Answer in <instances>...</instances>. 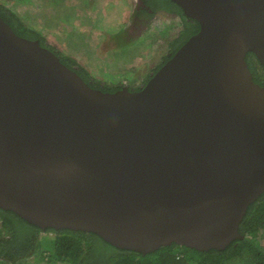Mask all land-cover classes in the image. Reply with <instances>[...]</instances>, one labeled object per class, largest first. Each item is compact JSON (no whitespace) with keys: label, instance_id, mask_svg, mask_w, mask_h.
Masks as SVG:
<instances>
[{"label":"water","instance_id":"95a60500","mask_svg":"<svg viewBox=\"0 0 264 264\" xmlns=\"http://www.w3.org/2000/svg\"><path fill=\"white\" fill-rule=\"evenodd\" d=\"M144 2V0H141ZM200 29L137 90L93 87L0 15V206L123 248L243 237L264 192V0H174Z\"/></svg>","mask_w":264,"mask_h":264},{"label":"trees","instance_id":"16d2710c","mask_svg":"<svg viewBox=\"0 0 264 264\" xmlns=\"http://www.w3.org/2000/svg\"><path fill=\"white\" fill-rule=\"evenodd\" d=\"M144 1L153 9L176 12L183 23V28L172 38L170 54L167 53L164 60L157 65L160 68L192 34L200 29V24L196 19L187 16L183 8L174 0ZM0 15L19 35L38 39L42 45L55 50L53 45L46 44V36L40 29L9 6L5 0H0ZM55 52L65 64L77 70L91 86L107 91H115L122 86L119 84L108 88L102 87L103 80L91 74L76 57L62 54L58 50ZM246 59L254 80L264 86V66L253 51L247 53ZM239 229L244 236L234 239L223 249L212 248L201 251L172 242L143 253L116 246L93 231L57 229L53 226L43 229L15 211L0 206V264H33L27 259L36 253L38 259L34 264H264L262 244L264 192L249 204ZM48 236L52 237L53 252L44 254L43 248Z\"/></svg>","mask_w":264,"mask_h":264},{"label":"rangeland","instance_id":"374dc122","mask_svg":"<svg viewBox=\"0 0 264 264\" xmlns=\"http://www.w3.org/2000/svg\"><path fill=\"white\" fill-rule=\"evenodd\" d=\"M5 1L40 29L59 52L76 57L102 79L105 88L120 82L132 84L137 73L150 72L168 53L170 39L182 28L178 17L159 12L151 29L129 36L126 22H131L133 0ZM49 237L44 254L53 252ZM37 259L36 253L27 260L34 264Z\"/></svg>","mask_w":264,"mask_h":264},{"label":"flooded vegetation","instance_id":"af4514ba","mask_svg":"<svg viewBox=\"0 0 264 264\" xmlns=\"http://www.w3.org/2000/svg\"><path fill=\"white\" fill-rule=\"evenodd\" d=\"M133 1L134 2L131 8V12H133L131 16V22L130 23L126 22V24H128L127 27H128L129 36H132V34H136V33L140 34L143 32L142 30L148 29L149 25H151L153 20L156 19L157 12L159 10H163V9H153L148 4L144 3L145 1L144 2L141 0H133ZM168 13L173 14L175 16L178 15L176 12L169 11ZM131 24H133V26H130ZM45 42L46 44L52 45L47 39L45 40ZM170 49L168 51V54H170ZM55 50L57 49L55 48ZM158 69H159L158 66H155L151 68L150 72H146L145 75L137 73L136 79L134 80L132 84H129L128 87L131 90H134L138 87L140 88L143 87L148 82V80L152 77L153 73L157 71Z\"/></svg>","mask_w":264,"mask_h":264},{"label":"clouds","instance_id":"9594fccd","mask_svg":"<svg viewBox=\"0 0 264 264\" xmlns=\"http://www.w3.org/2000/svg\"><path fill=\"white\" fill-rule=\"evenodd\" d=\"M167 11L169 12V10H166V9L159 10V11L157 12L156 15L158 16V13H159V12H164V14H165L166 16H168V15L175 16V15H173V14L168 13ZM170 12H172V11H170ZM157 16H156V18H157ZM176 17H178V18L181 20V18H180L178 15H177ZM153 21H154V20H153ZM162 21H165V19H162ZM157 23H158V22H156V24H157ZM152 26H154V25L151 24V25H149L148 29H146V30H142L143 32L140 33V35H142L145 31L147 32L149 29L152 28ZM182 26H183V23H182ZM182 28H183V27H182ZM182 28H181V29H182ZM181 29H180V30H181ZM180 30H179V31H180ZM179 31H178V32H179ZM137 35H138V34H137ZM140 35H139V36H140ZM172 38H173V37H172ZM172 38L170 39L169 46H171L170 43H171L172 40H173ZM44 46H45V45H44ZM47 47H48V46H47ZM55 48H56V47H55ZM50 49H51V48H50ZM56 49L58 50V48H56ZM52 50H53V49H52ZM57 50H56V51H57ZM53 51L55 52V50H53ZM55 53H56V52H55ZM57 55H58V53H57ZM58 56H59V55H58ZM164 58H165V57H164ZM164 58L162 59V61L164 60ZM162 61H161V62H162ZM161 62H160V63H161ZM165 62H166V61H165ZM165 62H164V63H165ZM82 65H83V64H82ZM156 66H157V65H156ZM73 69H74V68H73ZM76 71H77V70H76ZM77 72H78V71H77ZM155 72H156V71H155ZM155 72H154V73H155ZM82 77H83V76H82ZM88 83H89V82H88ZM120 84H122V86H121L120 88H122L123 86H128V85H129V84H127V83H122V82H120ZM90 85H91V84H90ZM118 85H119V84H118ZM111 86H117V85H111ZM111 86L109 85V87H111ZM102 87L105 88L104 85H102ZM97 88H99V87H97ZM120 88H119V89H120ZM117 90H118V89H117ZM106 91H107V90H106Z\"/></svg>","mask_w":264,"mask_h":264}]
</instances>
